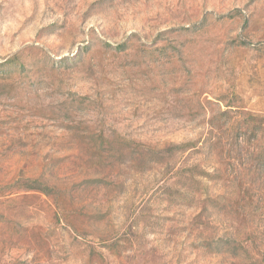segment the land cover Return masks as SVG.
<instances>
[{"label": "rangeland", "instance_id": "obj_1", "mask_svg": "<svg viewBox=\"0 0 264 264\" xmlns=\"http://www.w3.org/2000/svg\"><path fill=\"white\" fill-rule=\"evenodd\" d=\"M0 264H264V0H0Z\"/></svg>", "mask_w": 264, "mask_h": 264}]
</instances>
